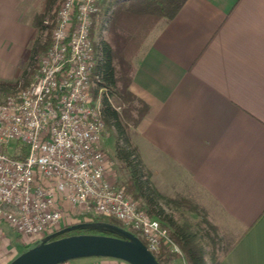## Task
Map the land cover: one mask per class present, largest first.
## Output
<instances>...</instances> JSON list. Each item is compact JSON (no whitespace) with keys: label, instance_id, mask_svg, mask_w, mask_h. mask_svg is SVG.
Here are the masks:
<instances>
[{"label":"crops","instance_id":"crops-1","mask_svg":"<svg viewBox=\"0 0 264 264\" xmlns=\"http://www.w3.org/2000/svg\"><path fill=\"white\" fill-rule=\"evenodd\" d=\"M27 1L0 0L8 65L20 63L19 49L38 34L34 13L21 18ZM29 58L30 50L25 67ZM134 63L129 91L147 111L131 140L159 205L192 203L202 227L229 237L218 264H264V0H186ZM103 260L114 259L64 264Z\"/></svg>","mask_w":264,"mask_h":264},{"label":"built area","instance_id":"built-area-1","mask_svg":"<svg viewBox=\"0 0 264 264\" xmlns=\"http://www.w3.org/2000/svg\"><path fill=\"white\" fill-rule=\"evenodd\" d=\"M99 1L63 0L33 79L0 100V221L34 241L78 217L113 218L151 253L165 247L185 264L167 230L107 174L102 90L91 95Z\"/></svg>","mask_w":264,"mask_h":264},{"label":"trees","instance_id":"trees-1","mask_svg":"<svg viewBox=\"0 0 264 264\" xmlns=\"http://www.w3.org/2000/svg\"><path fill=\"white\" fill-rule=\"evenodd\" d=\"M55 2L57 0H43L41 9L31 18L32 26L36 28L39 36L44 34V39L41 41L37 37L30 42L28 69L37 67L40 57L50 42L55 20V13L52 10L58 6ZM185 2L186 0H100L90 33L96 56L95 65L91 71L93 84L91 95L96 99L99 91L102 90L99 96L101 116L105 128L114 133V154L125 175L126 194L138 204L140 209L156 219L160 226L167 230L170 239L182 251L185 264H218L215 250L219 245L217 236L219 228L210 224L204 228L200 223H195L193 228L188 224H178L171 212L159 205L160 197L155 192L149 173L131 140V128L136 127L147 111L146 105L129 91L135 71V58L154 28L160 22H168L174 18ZM48 18L51 19V23L47 22ZM26 75L25 72L24 81ZM15 86L16 83L0 81V93L3 96L8 95L14 91ZM25 153V149L22 148L18 158H22ZM191 207L192 203L186 209L193 214L200 213ZM77 224H107L123 228L113 218L78 217L76 221L56 231L55 233L58 234L52 240L80 234L121 238L120 235L108 229L90 226L78 227L59 234L62 229ZM134 236L145 244L138 235ZM203 240L208 241L211 247L208 259L205 257L201 244ZM152 254L158 264H173L177 259V255L165 247H160Z\"/></svg>","mask_w":264,"mask_h":264},{"label":"rangeland","instance_id":"rangeland-1","mask_svg":"<svg viewBox=\"0 0 264 264\" xmlns=\"http://www.w3.org/2000/svg\"><path fill=\"white\" fill-rule=\"evenodd\" d=\"M43 0H28L24 5L21 6L20 11H22V20H29L30 16L34 13H37L42 6ZM58 6L56 9L52 10L55 13L56 18V12L61 4V0H57ZM48 23H51V19L48 18ZM55 23V20H54ZM93 33H95L93 31ZM36 38L38 37L41 41L44 39V34L39 36V34L36 35ZM30 48V47H29ZM18 53V62L19 64H11L5 62L4 59L0 58V81H5L9 83H16V86L14 88L17 89L19 87H23L26 85L29 81L33 79V75L35 73V68L28 69L26 64H22L21 61L24 60V57L27 56L29 53V50L26 47H23V49H19ZM23 52V53H21ZM25 54V55H24ZM24 55V57H23ZM4 69H7V76L6 78H3V73L5 72ZM27 73L25 81L23 80L24 73ZM29 82V83H30ZM3 97V94L0 93V100ZM114 133L112 130H108L105 128V131L101 137L99 148L105 153L107 157V174L108 177L116 184V185H123L125 186V175L122 171L120 164L115 159L114 154ZM194 209V208H193ZM197 210V209H196ZM171 212L172 216L176 220L178 224H188L192 228L195 223H200V216L198 214H193L190 210L186 209L185 207L176 209V210H167ZM198 213L200 210H197ZM200 214V213H199ZM125 230V229H124ZM132 233V232H130ZM133 235H138L134 234ZM219 237V235H217ZM222 238V235H221ZM219 237V245L216 247L215 250V256L216 258H219L222 254V252L227 248L230 240H228L229 237H223L221 239ZM208 242V241H207ZM206 241H201V244L205 251V257L208 259L209 253L211 251V247ZM40 243V240H34L32 241L30 238L22 236L19 234L15 229H13L9 224L6 222L0 221V264H8L11 260H13L15 257L19 256L23 252H25L27 247H33ZM81 259H101L100 257H89V258H81ZM79 261V259L70 260V263H76ZM82 261V260H81ZM99 261V260H98ZM101 261V260H100ZM107 261L105 263L96 262L95 264H127L125 262L119 261V260H103Z\"/></svg>","mask_w":264,"mask_h":264},{"label":"water","instance_id":"water-1","mask_svg":"<svg viewBox=\"0 0 264 264\" xmlns=\"http://www.w3.org/2000/svg\"><path fill=\"white\" fill-rule=\"evenodd\" d=\"M98 227L121 236L80 234L52 240L53 233L28 248L8 264H64L70 260L100 257L115 259L127 264H158L154 255L132 233L120 227L97 224H77L62 229L59 234L78 227Z\"/></svg>","mask_w":264,"mask_h":264}]
</instances>
